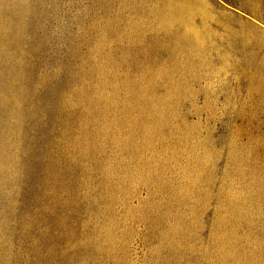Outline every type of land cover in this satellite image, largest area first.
I'll use <instances>...</instances> for the list:
<instances>
[{
	"label": "rangeland",
	"instance_id": "1",
	"mask_svg": "<svg viewBox=\"0 0 264 264\" xmlns=\"http://www.w3.org/2000/svg\"><path fill=\"white\" fill-rule=\"evenodd\" d=\"M197 1L168 46L198 83L147 51L149 0L24 1L0 264H264V0Z\"/></svg>",
	"mask_w": 264,
	"mask_h": 264
},
{
	"label": "bare ground",
	"instance_id": "2",
	"mask_svg": "<svg viewBox=\"0 0 264 264\" xmlns=\"http://www.w3.org/2000/svg\"><path fill=\"white\" fill-rule=\"evenodd\" d=\"M25 0H0V17H3L5 22L0 24V67H5L6 73L2 72L0 74V109L1 106H16L15 99L10 95H15L12 87V79H18L20 76V66L19 59L21 57V52L16 55H10L9 49L15 47L18 51L20 47V40L23 32L26 30L27 23L25 22L26 15H27V7L24 4ZM29 1V0H28ZM141 3H146L148 0H138ZM153 2V7L151 9L152 16L155 17V23L152 21L149 24L147 29L152 30L151 37H147V40L152 42V46L150 47L149 54L157 56V61H161L163 57L170 59H174V67L168 73L169 75H177L179 72L182 75H186L191 77L192 82H200V77H198L197 73L188 74V68L195 64V59L191 58L190 56L187 58V65L182 63L178 58L176 59L175 52L181 50V46L176 45L175 48H169V44L174 40L184 39L188 41H192L188 36V28L191 27V20L192 15L194 13H200V3L197 0H183V2H179V0H149ZM131 2V1H130ZM34 11V10H33ZM30 18V17H29ZM38 18V17H37ZM122 18V17H121ZM117 21V20H116ZM47 23V22H46ZM122 23V22H121ZM29 27V26H28ZM32 27V26H31ZM142 27V26H141ZM30 28V27H29ZM33 28V27H32ZM123 29V28H122ZM127 30V29H126ZM144 30V29H143ZM42 31V30H41ZM122 31V30H121ZM28 34V33H27ZM27 34H25L27 36ZM113 34V33H112ZM129 35V34H128ZM143 35V34H142ZM139 37V36H138ZM142 37V36H141ZM144 37V35H143ZM145 38V37H144ZM139 39V38H138ZM140 40V39H139ZM121 41V40H120ZM141 41V40H140ZM139 41V42H140ZM20 43V44H19ZM145 44V43H144ZM132 46V45H131ZM144 47V46H143ZM129 49V48H128ZM139 49V48H138ZM147 49V48H146ZM145 49V50H146ZM15 50V49H14ZM115 50V49H114ZM120 50V49H119ZM124 50V49H123ZM136 50V49H134ZM141 50V49H139ZM143 50V51H145ZM23 51V50H22ZM26 51V50H25ZM24 51V52H25ZM137 51V50H136ZM143 51H140V53ZM138 53V52H137ZM147 53V52H146ZM27 54V53H23ZM113 54V53H112ZM145 54V53H144ZM148 54V53H147ZM31 55V54H30ZM256 55V54H255ZM26 56V55H25ZM123 56V55H122ZM121 57V56H120ZM129 57V56H128ZM145 57V56H144ZM263 57V56H261ZM23 58V57H22ZM34 58V57H33ZM130 58V57H129ZM146 58V57H145ZM150 58V57H149ZM148 58V59H149ZM126 59V58H124ZM154 59V58H151ZM150 59V60H151ZM183 59V58H182ZM252 59V58H251ZM24 60V58H23ZM149 60V61H150ZM224 60V59H223ZM222 60V61H223ZM22 61V60H21ZM25 61V60H24ZM23 61V62H24ZM122 61V60H121ZM125 61V60H124ZM139 61V60H138ZM145 61V60H144ZM148 62V61H147ZM145 63V62H144ZM143 63V65H144ZM155 63V62H153ZM186 63V62H185ZM254 63V62H252ZM164 64V63H163ZM166 64V63H165ZM249 64V63H248ZM26 64H23V66ZM140 65V64H139ZM142 65V64H141ZM140 65V66H141ZM27 66V65H26ZM137 66V65H136ZM135 66V67H136ZM154 66V65H153ZM252 66V65H251ZM139 67V66H138ZM142 67V66H141ZM26 68V67H25ZM117 68V67H116ZM144 68V67H143ZM234 68V67H233ZM238 68V67H237ZM242 68V67H241ZM120 70V69H119ZM160 70V69H159ZM259 72V71H258ZM261 72V71H260ZM23 73V72H22ZM143 74V73H141ZM262 74H264L262 72ZM261 75V74H259ZM258 76V75H257ZM91 77V76H90ZM264 77V76H263ZM169 78V77H168ZM15 79V80H16ZM22 79V78H21ZM20 79V80H21ZM152 79V77H151ZM202 79V78H201ZM264 78L258 76L255 78V81H252L254 85H259L256 89L257 92L262 91L264 92ZM152 82V80H150ZM39 82V81H38ZM154 82V81H153ZM263 82V83H262ZM15 84V83H13ZM150 85V83H149ZM153 85V84H152ZM41 86V85H40ZM133 88V87H132ZM143 90V89H142ZM21 91V90H20ZM255 91V92H256ZM148 92V91H147ZM143 93V92H142ZM139 94V93H137ZM21 95V94H20ZM140 95V94H139ZM153 95V94H152ZM16 96V95H15ZM14 96V97H15ZM38 96V95H37ZM21 97V96H20ZM138 97V95L136 96ZM139 98V97H138ZM134 99V98H133ZM132 99V100H133ZM140 99V98H139ZM138 99V100H139ZM141 102V101H140ZM165 102V101H164ZM137 103H139L137 101ZM143 104V101L141 102ZM153 104V102L151 101ZM150 104V103H148ZM147 104V105H148ZM156 104V103H155ZM155 104L154 109H155ZM138 105V104H137ZM151 105V104H150ZM149 105V107H150ZM152 105V106H153ZM158 105V104H157ZM143 106V105H141ZM162 106V105H161ZM17 107V106H16ZM139 107V106H137ZM145 107V106H144ZM148 107V106H147ZM157 107V106H156ZM14 108V107H13ZM133 108V107H132ZM143 108V107H142ZM153 108V107H152ZM17 109V108H16ZM141 109V108H140ZM149 109V108H148ZM165 109V108H164ZM147 110V109H146ZM2 111V110H1ZM133 111V110H132ZM137 111V110H136ZM142 111V110H141ZM156 111V110H155ZM8 113V112H7ZM139 113V112H138ZM137 113V114H138ZM144 113V112H143ZM151 113V112H150ZM172 113V112H171ZM16 114V113H15ZM136 114V115H137ZM142 114V113H140ZM155 114V113H154ZM165 114V113H164ZM8 115V114H7ZM157 115V114H156ZM135 116V115H134ZM140 116V115H139ZM144 117V114L142 115ZM172 116V115H170ZM9 118V117H8ZM136 118V117H135ZM140 118V117H139ZM156 118V117H155ZM142 119V117H141ZM149 119V118H148ZM169 119V118H168ZM133 120V119H132ZM135 120V119H134ZM140 119H138L139 121ZM144 120V118H143ZM152 120V117L151 119ZM158 118H156V121ZM137 121V119H136ZM137 121V122H138ZM154 121V120H152ZM155 121V122H156ZM142 121H140L141 123ZM145 122V121H144ZM139 123V124H140ZM151 125L153 124L150 122ZM163 123V122H162ZM138 124V125H139ZM156 124V123H155ZM158 124V123H157ZM137 126V125H136ZM144 123L143 127L144 128ZM147 127L149 125H146ZM145 126V128H147ZM163 126V125H162ZM139 127V126H138ZM141 127V126H140ZM139 127V128H140ZM166 127V126H165ZM123 128V127H122ZM150 128V127H148ZM147 128V130H149ZM141 129V128H140ZM155 129V128H153ZM152 129V130H153ZM158 129V128H157ZM144 130V129H143ZM145 130V133L146 131ZM160 130V128H159ZM158 130V132H159ZM138 131V130H137ZM148 132V131H147ZM156 132V131H155ZM150 133V132H149ZM148 133V134H149ZM146 137V136H145ZM148 137V136H147ZM156 137V136H155ZM150 138V136L148 137ZM8 139V138H7ZM149 140V139H148ZM150 142V141H149ZM236 258V257H235Z\"/></svg>",
	"mask_w": 264,
	"mask_h": 264
}]
</instances>
